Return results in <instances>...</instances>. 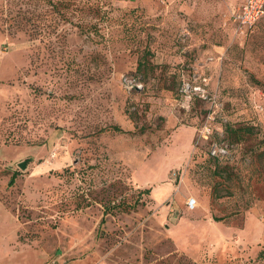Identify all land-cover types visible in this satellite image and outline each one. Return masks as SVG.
<instances>
[{
    "label": "rangeland",
    "instance_id": "1",
    "mask_svg": "<svg viewBox=\"0 0 264 264\" xmlns=\"http://www.w3.org/2000/svg\"><path fill=\"white\" fill-rule=\"evenodd\" d=\"M239 4L0 0L3 264H264V20Z\"/></svg>",
    "mask_w": 264,
    "mask_h": 264
},
{
    "label": "built area",
    "instance_id": "2",
    "mask_svg": "<svg viewBox=\"0 0 264 264\" xmlns=\"http://www.w3.org/2000/svg\"><path fill=\"white\" fill-rule=\"evenodd\" d=\"M234 23L245 30L255 28L264 20V0H240L237 10L233 14ZM190 208L196 207V201L188 202Z\"/></svg>",
    "mask_w": 264,
    "mask_h": 264
},
{
    "label": "trees",
    "instance_id": "3",
    "mask_svg": "<svg viewBox=\"0 0 264 264\" xmlns=\"http://www.w3.org/2000/svg\"><path fill=\"white\" fill-rule=\"evenodd\" d=\"M146 68V64L145 63H141L140 66H139V70H142ZM257 84H261L259 83L258 81H255ZM112 130L113 132L115 133H125L120 127L118 126H113L112 127ZM228 131L230 133V136L235 139L236 141L238 142H241V141H246L248 140V138H253L255 136V134L257 133V129L253 126H244V127H239V128H228ZM16 177H13L12 180H11V185L14 184V180H15ZM145 194L147 195H150L151 194V189H147L144 191ZM137 208V203L134 204V205H124L123 203H119V204H115L113 207L112 206H109V207H106V214L108 213H114V210L116 209H122L123 211H127V210H130V211H133ZM217 221H220L217 219Z\"/></svg>",
    "mask_w": 264,
    "mask_h": 264
},
{
    "label": "crops",
    "instance_id": "4",
    "mask_svg": "<svg viewBox=\"0 0 264 264\" xmlns=\"http://www.w3.org/2000/svg\"><path fill=\"white\" fill-rule=\"evenodd\" d=\"M4 210L6 212H4ZM4 218H5V221H6L7 225L9 224V222H11L12 225H14V222H15L16 226H15V228L13 226L12 233L16 234V242H18L17 241V237H18V232H19V229H20L19 216L17 214L13 213L12 211H10L7 208V206L0 200V223L3 224ZM3 238L7 240V236H5V237L2 236L0 238V241H2ZM14 247L15 246H14V243L12 241H11V244L8 247L4 246V245L2 247V242H0V264H3V262L5 260H8L9 258L14 257V255H18V252L16 251V249Z\"/></svg>",
    "mask_w": 264,
    "mask_h": 264
},
{
    "label": "water",
    "instance_id": "5",
    "mask_svg": "<svg viewBox=\"0 0 264 264\" xmlns=\"http://www.w3.org/2000/svg\"><path fill=\"white\" fill-rule=\"evenodd\" d=\"M21 167H22V168H25V167H26V165H25V164H23V165H21Z\"/></svg>",
    "mask_w": 264,
    "mask_h": 264
}]
</instances>
